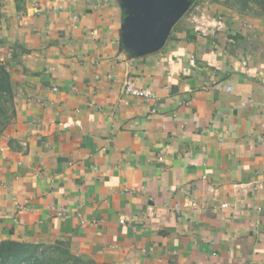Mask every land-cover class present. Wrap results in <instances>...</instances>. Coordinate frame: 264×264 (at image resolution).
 Masks as SVG:
<instances>
[{"label":"crops","instance_id":"obj_1","mask_svg":"<svg viewBox=\"0 0 264 264\" xmlns=\"http://www.w3.org/2000/svg\"><path fill=\"white\" fill-rule=\"evenodd\" d=\"M129 2H1L15 114L0 240L109 264H264V14L198 0L143 52Z\"/></svg>","mask_w":264,"mask_h":264},{"label":"trees","instance_id":"obj_2","mask_svg":"<svg viewBox=\"0 0 264 264\" xmlns=\"http://www.w3.org/2000/svg\"><path fill=\"white\" fill-rule=\"evenodd\" d=\"M3 0H0V4ZM237 10L256 7L264 14V0H213ZM198 0H192L188 12ZM15 114L11 74L0 61V134ZM0 264H109L85 258L71 250L67 243H34L17 240H0Z\"/></svg>","mask_w":264,"mask_h":264},{"label":"water","instance_id":"obj_3","mask_svg":"<svg viewBox=\"0 0 264 264\" xmlns=\"http://www.w3.org/2000/svg\"><path fill=\"white\" fill-rule=\"evenodd\" d=\"M192 0H130L128 18L135 34L130 38L143 52L159 50Z\"/></svg>","mask_w":264,"mask_h":264},{"label":"built area","instance_id":"obj_4","mask_svg":"<svg viewBox=\"0 0 264 264\" xmlns=\"http://www.w3.org/2000/svg\"><path fill=\"white\" fill-rule=\"evenodd\" d=\"M191 18H192V22L195 24V29L202 31V32H207L209 29L223 27V24H224L223 18L216 19L215 24H211L208 21V18H206L205 16L198 17L196 14H193ZM125 92L127 94L137 96V97H142V98H152L154 96L151 91L138 87L133 80H129L126 83ZM222 205L226 206L227 204L223 203ZM121 221L123 222L124 219H122Z\"/></svg>","mask_w":264,"mask_h":264}]
</instances>
